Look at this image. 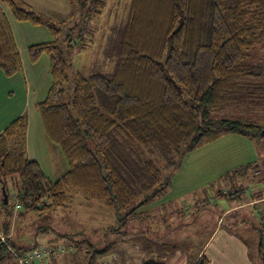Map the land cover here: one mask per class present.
<instances>
[{
	"label": "trees",
	"instance_id": "16d2710c",
	"mask_svg": "<svg viewBox=\"0 0 264 264\" xmlns=\"http://www.w3.org/2000/svg\"><path fill=\"white\" fill-rule=\"evenodd\" d=\"M71 2L70 20L59 23L24 0H0V69L6 77L21 73L23 67L4 6L17 22L46 27L52 35L51 42L30 46L28 54L33 64L44 55L49 58L52 84L36 109L48 138L60 147L69 166L59 180L51 181L37 161L27 158L26 114L1 133L0 186L8 202L0 199L7 238L0 240V264L14 257L7 243L13 242L8 238V179L15 186V176L19 219L29 212L66 209L72 191L103 202L115 216L114 194L119 217L135 210L126 220L116 219L110 232L122 239L135 234L128 241L149 256L143 264H165L176 245L152 235L160 207L154 214L145 208L170 192L183 157L224 133L253 141L263 138L264 127L256 123L216 120L212 114L246 100H264V65L253 64L252 58L258 47H264V0H131L125 25L100 50L106 58L116 59L115 68L89 77L77 71L74 59L90 45L98 47L92 37L101 28L98 19L110 0ZM85 26L96 32L89 33ZM110 27L113 31L114 25ZM258 170L260 164L251 163L226 174L224 179L234 182L230 189L235 195L218 191L217 196L242 200ZM263 182L264 177L256 183ZM182 213L174 211L176 218ZM130 219L139 223V230L127 228ZM169 227L160 233L170 234ZM258 234L264 264V234L261 230ZM109 249L97 247L95 253ZM196 264L209 261L202 257Z\"/></svg>",
	"mask_w": 264,
	"mask_h": 264
},
{
	"label": "rangeland",
	"instance_id": "374dc122",
	"mask_svg": "<svg viewBox=\"0 0 264 264\" xmlns=\"http://www.w3.org/2000/svg\"><path fill=\"white\" fill-rule=\"evenodd\" d=\"M130 3L131 0H110L105 14L99 17L100 20L98 19V21L101 28L92 37L98 47L86 49L74 59L75 68L84 76L89 77L98 71L110 73L115 68L116 59L110 60V56L106 58L100 50L106 46L109 36L115 37L116 33L125 25ZM112 25H114V30L110 31ZM71 32L74 37H77L75 30H71ZM252 58L253 64L259 62V64L264 65V47H258L253 52ZM212 117L216 120H244L264 127V100L262 98L246 100L227 109L214 111ZM251 163L260 164V170L253 174V179L256 178L254 181L256 184L264 174V137L253 141L238 134L224 133L217 141L201 145L186 154L181 161V166L177 168L175 173L172 182L174 189L171 188L169 195L154 201L159 204L161 210V213L158 214L160 215L159 225L155 227L161 233H166L165 230L170 225L174 234L176 232L185 233V231L189 234H198L199 236H195V238L192 236L187 244L189 246L188 251L198 253L205 243L207 231L211 230L216 222H219V219L223 217V212L234 205L249 201L253 191H256L254 183H251L245 187L246 191L242 194V200L217 196L218 191L231 192L235 195V191L230 189L234 183L233 180L232 183L224 178L226 174L240 170ZM17 180L19 178L15 176V186H13L12 181L8 179L10 189L8 211L11 215V229L13 228L15 234L20 238L15 247L20 256L29 253L36 245L35 241L38 240L36 246L45 248L51 254L44 261H38L37 264H92L95 256H98L99 261L104 259L106 263L117 257L118 260L123 257L124 261H140L141 256L139 254L135 256L136 250L126 238L122 239L120 234L110 232V228L113 227L114 223L116 224V216H114L113 211L106 208L103 202L86 200L85 197L74 191L70 193L71 203L66 209L42 214L29 212L24 220L19 219L18 215L22 210H15L17 203L15 194L18 192ZM2 194V187L0 186V199H3ZM173 196L175 198L171 199ZM193 198L196 199V203L200 202L197 208L205 207V211L200 214L195 213L196 203ZM154 202H152L153 205ZM165 202L166 204L163 206L162 203ZM181 205L184 207L193 206L191 209L193 210L192 213L195 214L189 215L190 217L186 221L183 217L176 218V213L174 214V211ZM147 211L152 213L151 210ZM169 212L174 218L168 219L167 215L171 216ZM198 214L200 217H197ZM161 218L166 220L161 221ZM196 218L199 219L197 221L199 223L187 230V226L183 223H193ZM222 219L225 222L224 225H232L242 221L234 227L235 231L251 243L253 242L251 241L250 230H245V227L241 228V225L255 226L257 233L258 230H261L264 234V220L260 218L258 210L244 208ZM133 220L128 221L127 228H135L137 231L140 229L139 223ZM202 223L205 227L199 228ZM122 231L124 230L122 229ZM182 239L186 241L185 238ZM101 241H103L102 248H105V244L113 243L114 245L106 253L96 255V248ZM180 241L182 242V240ZM253 247L254 245H252V249L255 252L256 248ZM1 264H18V259L11 257ZM260 264H262L261 261Z\"/></svg>",
	"mask_w": 264,
	"mask_h": 264
},
{
	"label": "crops",
	"instance_id": "0c3cea01",
	"mask_svg": "<svg viewBox=\"0 0 264 264\" xmlns=\"http://www.w3.org/2000/svg\"><path fill=\"white\" fill-rule=\"evenodd\" d=\"M24 1L28 3L30 7L36 12L43 14L51 18L53 21L59 23L70 20L73 12L71 0ZM4 11L11 24L22 60L23 68L21 73L11 78L6 77L0 69V135L10 125L11 122H13L18 117L26 114L28 117V127L26 132L27 158L32 161H37L41 165L46 176L51 181H57L68 171L69 166L60 147L51 142L48 138L44 130L40 115L36 109L37 104L46 100L52 84L50 62L48 57L42 56L37 63L33 64L28 54V49L30 46L41 43H48L53 39L50 35V31L46 27L34 26L27 22H17L14 19L11 11L6 6H4ZM85 27H87V31H89V33L93 31L96 32V29L91 26ZM93 47V45H90L88 49H92ZM262 177H264V175ZM254 186L256 187V191H253L252 196H250V198L248 199L249 201H246L245 203H239L230 207L223 212L222 218H224L225 216L227 217L231 213H236L241 209L252 208L258 210V213H260V218L264 220V182L262 184L256 183L254 184ZM172 189H174L173 184ZM173 198H175V196H173L171 199ZM195 200L196 199L193 198V201ZM162 204L164 206L166 202ZM158 205L159 204H156V202H154V205L151 203L146 206L145 209L146 211L151 210L152 214H154L159 208ZM192 207L190 205H188V207H184V205H181L178 209H176V212L177 210H183V213L179 216L183 217L185 219L184 221H186L187 219H189V215H194L195 213L197 214V211L200 210L196 209L195 213H192ZM199 214L197 215V217L199 216ZM4 216L5 215L3 213V210L0 208L1 241L2 237L7 239L4 233V229L1 227ZM222 218L219 219L218 223L216 222V225L211 230L209 229L207 231L205 235V243L196 254L188 251L189 246L187 244L189 243L192 236L193 238H195V236H199L198 234H189V232L186 233L187 231H185V233L176 232V234L171 231L170 234H161L157 227L153 228V236H161L164 242L176 245V248L166 258L165 264H196V262L202 257H206L209 261V264H260V240L256 227H250L249 225L244 224L241 225V228L245 227V230H250V236L252 237L251 241L253 242L251 243L247 239H245L239 232L235 231L234 227H236L238 223H241L242 221L233 223L232 225H224L225 223L221 222L223 220ZM198 220L199 219L196 218L195 220H193V223L189 224L186 222L183 223V225H186L188 228L187 230H190L191 227H195L199 223H197ZM113 226H115V223ZM201 227H205V225L202 223L199 228ZM156 231L158 232L155 233ZM198 231H200V229ZM140 235L142 234H138V236ZM135 236V234H130L126 237V239L129 240L130 238ZM8 238L12 239L13 242H8L7 248L10 250L12 255L18 259V264H20V254L15 249V245H17V242L19 243L20 238L15 234L13 228L10 230ZM182 238H185L186 241ZM180 240H182V242ZM38 242V240L35 241L36 245H38ZM102 242L103 241H101L99 246L97 247H102ZM129 242L136 250L135 256H137L138 254L141 256L140 261H124L123 257L118 260L117 257L116 259H111L110 262L106 263L104 259L99 261L98 256H96L94 259V263L92 264H143L150 259L148 255L144 253V251L135 246V244L131 241ZM36 245L33 246L31 251L35 248H43ZM112 245L114 244H105V246H109L110 249H112ZM252 245H254V247L256 248L255 252H253ZM31 251L23 255V258H26L31 253ZM50 254L51 253L49 252V255ZM45 258H48V256ZM45 258L42 260H33L31 264H37L38 261H44ZM129 258L131 257L129 256Z\"/></svg>",
	"mask_w": 264,
	"mask_h": 264
},
{
	"label": "built area",
	"instance_id": "2783aa9c",
	"mask_svg": "<svg viewBox=\"0 0 264 264\" xmlns=\"http://www.w3.org/2000/svg\"><path fill=\"white\" fill-rule=\"evenodd\" d=\"M21 209V204L18 201L15 207V210L18 211ZM2 240L4 241L5 238L2 237ZM49 256V252L43 248H35L31 251V253L26 258H19L20 264H31L33 260H42L45 257Z\"/></svg>",
	"mask_w": 264,
	"mask_h": 264
},
{
	"label": "water",
	"instance_id": "95a60500",
	"mask_svg": "<svg viewBox=\"0 0 264 264\" xmlns=\"http://www.w3.org/2000/svg\"><path fill=\"white\" fill-rule=\"evenodd\" d=\"M261 136L264 137V129L261 132ZM106 179H107V177H106ZM110 190H112L111 186H110ZM2 193H3L4 202L7 204L8 195H7L4 187L2 188ZM112 197H113V201H114V204H115V216H116V219H118V220H126L131 215V213L135 210V208H132L129 212H127L123 216L119 217V209H118L114 194L112 195Z\"/></svg>",
	"mask_w": 264,
	"mask_h": 264
}]
</instances>
